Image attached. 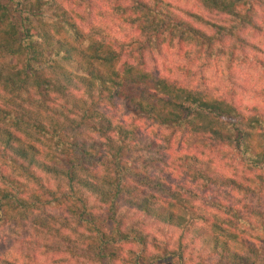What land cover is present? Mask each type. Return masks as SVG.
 <instances>
[{"label": "trees", "instance_id": "1", "mask_svg": "<svg viewBox=\"0 0 264 264\" xmlns=\"http://www.w3.org/2000/svg\"><path fill=\"white\" fill-rule=\"evenodd\" d=\"M79 1L96 7L93 0ZM106 1H112L109 10L96 7L85 18L56 0H0V244L16 242L28 228L44 237L29 236L25 247L53 255L50 264L182 258L183 234L172 251L167 242L123 228L118 212L131 209L206 242L221 264H264V248L249 233L260 227L256 234L264 236V210L256 209L264 205V108L249 107L246 115L226 99L143 68L145 52L176 43L179 56L187 45L197 50L195 60L193 50L186 58L203 62L182 68L186 77L201 75L226 31L241 39L243 29L259 30L256 2L197 0L206 11L232 18L228 29L163 0ZM48 6H56L51 24L43 21ZM111 11L134 31L125 35L129 43L103 32L102 19ZM123 105L159 127L179 129L181 145L191 138L194 146L170 152L148 136L154 126L143 130L108 113ZM230 146L241 155L246 176L209 167ZM165 172L185 183L166 184ZM70 226L82 233L61 234ZM36 259L33 264H46ZM0 264L19 263L1 250Z\"/></svg>", "mask_w": 264, "mask_h": 264}, {"label": "rangeland", "instance_id": "2", "mask_svg": "<svg viewBox=\"0 0 264 264\" xmlns=\"http://www.w3.org/2000/svg\"><path fill=\"white\" fill-rule=\"evenodd\" d=\"M51 1V0H50ZM58 6H61L67 11H72L73 14H79L80 17L85 16L90 11H93L95 15L97 10L102 12L109 10L112 6L109 5L106 0H93L92 6H96L94 9L87 8V5L80 2L79 0H56ZM114 1V0H113ZM166 3H169L174 8L180 7L188 10H194L195 13H198L200 16H203L206 20L210 22H217L218 24L225 26L228 29H231L235 23L233 19L228 16H223L217 14L216 12H209L204 9L203 6L197 0H163ZM256 2V7L254 9V15L256 16L257 22L259 23V30L254 28H248V30L243 29L240 33L241 39H239L238 34L227 33L224 40V45L218 43L217 46L213 49V61L210 65V68H207L201 73V75H192L190 78L186 77V73L182 68H198L202 66L203 62L193 63L186 58V50L190 52L193 50L192 59L195 60V51L197 49L190 48L187 45H183L184 55H178V47L173 43L172 46L164 45L159 53H154L156 51H147L145 52L143 66L145 71L152 72L153 74H161L162 76H167L171 79L182 82V85L203 92L204 94L209 95L212 98H222L226 99L232 104L236 105L240 110L244 111L245 114H250L249 107L257 106L259 108H264V0H253L252 3ZM56 7V6H55ZM53 6H48L44 10L43 21L47 24H51L55 17V12ZM178 9V8H177ZM105 15V19H102V25L106 24L107 26L102 27L103 32L109 35L112 38L118 39V41L130 42L128 38L125 39V35L130 34L128 37L134 35V31L128 30L126 24L122 22L119 17L116 16L117 13L111 11ZM100 18H97V21L100 22ZM94 25H98L97 22H93ZM134 30V29H132ZM208 35L215 37L217 34L212 30L206 29ZM223 31L222 35L219 38H224ZM218 37V36H217ZM216 37V38H217ZM174 41V39H173ZM172 41V42H173ZM176 42V41H174ZM127 48V47H125ZM127 50V49H126ZM153 52V53H152ZM231 52V53H230ZM108 113L113 114L119 120L128 124H136L145 130L150 126H154L148 132V136L153 140L158 139L161 144H163L168 150H179L181 148L186 149L188 146H194L195 140L191 138H186L188 141L185 145H181L184 135L181 136L179 129H167L165 127H159L160 125L154 123L153 120L143 118L144 115L140 114L134 107L120 106L119 112L116 113L114 110H108ZM126 118V119H125ZM125 119V120H124ZM179 132V133H178ZM93 137V136H92ZM175 145V146H173ZM224 150L218 155L213 156L211 160L210 168L213 170H219L231 176L233 171L239 172L241 176H246L245 166L243 164L241 155L234 150L232 146L225 147ZM163 155L165 153L163 152ZM247 171V170H246ZM163 178H165L166 184L170 185H182L185 183L182 177H177L175 174L171 178L170 174L163 173ZM220 192H224L222 188L219 189ZM147 192L150 194L154 193L152 188L147 189ZM222 193H219L223 195ZM215 196V194H214ZM92 202L95 203V197L89 198ZM201 204V203H200ZM199 204V205H200ZM202 205V204H201ZM123 206V205H121ZM254 207L256 204L253 205ZM199 209H203L201 206H198ZM258 210H264V205L262 208L256 207ZM118 210V209H117ZM214 208L210 209V211ZM119 221L122 222L123 228H132L137 232H140L147 236L148 240L157 239L158 241L167 242L172 251L176 250L178 239L184 235L185 239L183 246L185 248L182 258L177 254L172 263L167 264H221L219 263V258L211 251L208 244L199 239H194L188 233L183 232L182 230L169 227L165 224L155 221L149 216L143 215L140 212H136L131 209H120ZM51 212L50 209L47 211ZM255 222H259L256 218L253 219ZM261 222L263 219L261 218ZM248 229V227H247ZM249 230V229H248ZM260 230V227L257 231ZM30 231V232H29ZM61 234H71L75 233L74 227L70 226L69 228L62 229ZM257 231L249 230L250 234H253L254 237L258 236V249L264 248V236L259 237ZM29 232V233H28ZM41 235L44 237V234L40 230L26 229L18 237L16 242L9 241L0 244V251L12 259L18 261L19 264H33V256L36 254V261L50 264V260L53 258V255H46L44 250H41L40 247H36L32 244L31 249L25 247L27 243L25 242L30 239L32 236ZM82 233V230L77 229V234L73 237H77ZM30 236V237H29ZM71 236V238H73ZM41 241L42 237L39 238ZM24 240V242H23ZM62 239L56 238L55 243L59 245H64L61 242ZM64 241V239H63ZM34 242V241H33ZM133 247V246H132ZM137 249L136 247H133ZM129 248L125 247L124 251ZM35 252V253H34ZM65 257V256H63ZM134 257V255H131ZM177 257V258H176ZM68 258V257H67ZM35 261V263H36ZM68 259L66 264H77ZM80 264V263H79ZM85 264H90L88 261H85ZM98 264V263H93ZM105 264H110L106 263ZM224 264V263H223Z\"/></svg>", "mask_w": 264, "mask_h": 264}]
</instances>
